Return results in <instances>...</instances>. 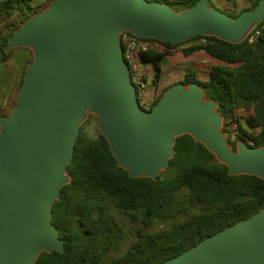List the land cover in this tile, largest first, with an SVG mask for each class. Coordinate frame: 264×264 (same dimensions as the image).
<instances>
[{"label":"water","instance_id":"water-1","mask_svg":"<svg viewBox=\"0 0 264 264\" xmlns=\"http://www.w3.org/2000/svg\"><path fill=\"white\" fill-rule=\"evenodd\" d=\"M263 19L264 0L236 17L209 0L180 11L147 0H51L23 21L3 48H28L33 57L16 103L0 115V264H36L42 252H63L52 207L72 180L67 166L88 114L132 178L155 180L176 138L189 134L230 176L264 180V146L240 141L233 149L217 103L197 83H176L143 110L120 42L129 32L172 45L193 36L240 43ZM163 264H264V207Z\"/></svg>","mask_w":264,"mask_h":264},{"label":"trees","instance_id":"trees-1","mask_svg":"<svg viewBox=\"0 0 264 264\" xmlns=\"http://www.w3.org/2000/svg\"><path fill=\"white\" fill-rule=\"evenodd\" d=\"M31 1H0V16H14L17 20L7 22L6 34L0 33L1 60L8 57L3 50L7 39L23 21L40 11L31 6ZM147 1L164 3L180 11L197 0ZM258 1L246 0L247 8L227 14L236 17L254 8ZM50 2L47 0L46 6ZM193 40L202 41L184 48L185 56L202 50L219 64L211 67L206 80H199L188 71L181 82L197 83L206 98L217 103L223 118L222 132L227 134L233 149L240 141L249 147L264 146V19L240 43L214 36H193L175 45L162 42L168 49L164 52H140L139 61L150 66L154 87L159 83L160 65L170 55L169 50ZM165 91L155 98L152 106ZM87 119L80 126L73 159L67 166L72 180L61 188L60 199L52 207V224L59 230L64 250L42 252L36 264H163L264 207L262 178L230 176L227 166L189 134L176 138L175 153L155 180L132 178L117 165L99 131L96 137L83 131ZM116 215L136 225V234L122 256L107 261L126 238ZM157 223L169 227L153 230Z\"/></svg>","mask_w":264,"mask_h":264},{"label":"crops","instance_id":"crops-1","mask_svg":"<svg viewBox=\"0 0 264 264\" xmlns=\"http://www.w3.org/2000/svg\"><path fill=\"white\" fill-rule=\"evenodd\" d=\"M2 1V0H0ZM226 3L223 6L228 9L229 12H239L247 8L246 0H224ZM31 6L38 8L40 10L45 9L47 6V0H32ZM202 40H193L185 43L182 46H177L174 49H170V55L165 57L161 62V77L157 86H152V89H148L146 96L148 99L154 102L155 98L170 86L180 83L188 71L193 72L197 79L206 80L208 78L209 71L211 67L219 64V62L206 55L202 50L197 51L193 54L185 56L183 54V49L190 46H195L201 43ZM264 49V48H263ZM0 53V115H8L7 111L8 104L11 102V108L17 101V92L20 87L21 79L23 78L24 72L28 63L32 60V51L28 48H15L4 60H1ZM184 66L182 69L184 76L181 80L171 81L169 83L162 82L163 77L166 75L168 77L172 76L178 71V69ZM143 71L146 72V80L149 84L150 76V66L147 64L142 65ZM15 93V98L12 99ZM10 108V110H11Z\"/></svg>","mask_w":264,"mask_h":264},{"label":"built area","instance_id":"built-area-1","mask_svg":"<svg viewBox=\"0 0 264 264\" xmlns=\"http://www.w3.org/2000/svg\"><path fill=\"white\" fill-rule=\"evenodd\" d=\"M258 32H256V35ZM254 36L249 38L250 41ZM120 42L123 47V57L130 68L131 82L136 88L137 100L139 106L149 111L152 108L153 101L150 102L147 94L148 83L146 80V72L142 69L138 54L140 52H164L168 49L161 41L155 39H143L132 35L129 32H122L120 34Z\"/></svg>","mask_w":264,"mask_h":264},{"label":"rangeland","instance_id":"rangeland-1","mask_svg":"<svg viewBox=\"0 0 264 264\" xmlns=\"http://www.w3.org/2000/svg\"><path fill=\"white\" fill-rule=\"evenodd\" d=\"M226 2L224 0H209V6L211 8H214L216 10H219L223 13H230L228 11V9H226L223 4H225ZM248 7V3L246 5ZM229 15V14H228ZM16 17L14 16H10V17H7L5 15H1L0 16V33L2 35L6 34V29H4V25L7 23V22H16L17 20L15 19ZM182 69H184V66L181 65V67L178 69V71L176 73H174L172 76L168 77V76H164L163 77V81L162 82H166V83H169L171 81H175V80H181L183 79V76H184V73L182 71ZM152 83V80H149V84ZM153 86V83L148 86L147 88V91L148 89H152L151 87ZM15 98V93L13 94L12 96V99ZM11 102L8 104V107H7V111L9 112L10 111V108H11ZM88 117V116H87ZM85 122V121H84ZM83 131L89 136V137H96L97 135V132L99 131L98 130V127H97V118L95 115L91 114L90 118L87 119V122L84 124V127H83ZM116 219L119 221V223L123 226V229L126 233V238L123 242H121L118 247L116 248L115 251H112L110 253V255L107 257V261H113L117 258H119L120 256H122L126 250L128 249L129 245L134 241L135 239V234H136V228L135 226L136 225H133L127 221H125L121 216L119 215H116ZM169 227L168 224H155L154 227H153V230H161V229H165Z\"/></svg>","mask_w":264,"mask_h":264}]
</instances>
